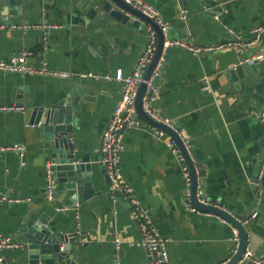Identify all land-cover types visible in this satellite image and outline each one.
Listing matches in <instances>:
<instances>
[{
  "label": "crops",
  "instance_id": "crops-1",
  "mask_svg": "<svg viewBox=\"0 0 264 264\" xmlns=\"http://www.w3.org/2000/svg\"><path fill=\"white\" fill-rule=\"evenodd\" d=\"M95 1L0 0V60L26 55L35 68L71 73L58 78L0 71V107L24 108L0 111V148L24 147L22 155L12 150L0 154V241L11 239L16 245L2 251L0 264H31L24 248L30 242L23 234L27 222L64 234L79 232L69 253L75 264H150L146 249L130 245L141 238L132 207L121 197L113 200L100 165L102 135L121 98V85L83 76L118 69L132 72L152 28L145 22L136 28L111 18L97 27L87 24L84 13ZM142 1L171 24L166 41L224 45L200 54L174 46L152 106L176 126L186 143H196L192 149L203 153L206 176L201 180L209 199L238 214L250 210L248 230L259 236L258 260L264 251V61H241L264 52V33L251 43L254 30L264 26V0ZM45 25L53 27L44 30ZM235 40L251 45L238 53L229 46ZM67 94L79 97L81 117L74 141L91 158L94 194L86 197L67 190L54 179L51 201V147L31 118L34 108ZM121 143L123 175L168 240L170 264L226 262L235 250L232 226L216 215L205 218L187 208L185 161L148 125L124 131ZM76 196L79 208L74 209ZM38 264L59 263L41 259Z\"/></svg>",
  "mask_w": 264,
  "mask_h": 264
},
{
  "label": "water",
  "instance_id": "water-1",
  "mask_svg": "<svg viewBox=\"0 0 264 264\" xmlns=\"http://www.w3.org/2000/svg\"><path fill=\"white\" fill-rule=\"evenodd\" d=\"M88 6L83 16L87 24L93 23L97 27L105 19L111 18L124 25L131 23L133 27L139 28L145 22L157 34V49L150 66L144 74L146 81L154 77L153 87L149 91V96H153L154 89L158 88L159 80L165 73L174 51V46L166 47V37L160 25L154 19L132 7L126 0H96L93 3H89ZM163 57H165L164 64L159 67ZM147 90L148 87L145 82L139 85L136 114L146 124L164 131L176 142L191 174L193 206L201 212L219 216L239 233V246L223 264H253L251 259L244 258L248 249L255 258L259 246V236L255 232L248 230L250 225L248 220L251 217L249 214L250 210L245 209L244 214H238L237 210H230L224 207L223 203L218 204V200L209 199L205 183L201 180V176L203 178L206 176L202 159L203 153L197 148L192 149L196 143H186L178 129L174 131L168 126L156 122L146 114L143 110V99ZM78 94H81L80 88L78 89ZM79 109V97L75 94H67L56 103H47L34 108L31 125L39 128L51 147L53 180L55 179V181L64 184L67 190L84 193L86 197H90L94 194V170L91 158L86 152H83L80 144L74 141L77 123L81 117ZM261 187L264 189V176L261 181ZM201 200L209 201L210 204L205 205L201 203ZM75 201H78V196L75 197ZM25 227L27 230L23 234L30 242L24 248L29 252L31 264H38L41 259L54 260L59 264H75L69 261L73 255H69V253L74 250V244L80 236L79 232L64 234L48 229L43 223L35 224L33 222H27ZM261 252L263 255L259 256L258 260L261 262L260 264H264V251ZM65 259L67 260L66 263H64ZM7 262L11 264L9 260Z\"/></svg>",
  "mask_w": 264,
  "mask_h": 264
},
{
  "label": "built area",
  "instance_id": "built-area-1",
  "mask_svg": "<svg viewBox=\"0 0 264 264\" xmlns=\"http://www.w3.org/2000/svg\"><path fill=\"white\" fill-rule=\"evenodd\" d=\"M128 4L137 10H140L145 15L154 19L162 28L164 36L167 38L172 26L170 23L165 21L160 13L155 10L152 6L145 4L142 0H126ZM182 18H186L187 14L185 10H182ZM53 26L45 25L42 26L44 30L52 28ZM264 33V26L254 30L255 39L253 42L258 41L260 35ZM158 37L157 34L152 30L149 34L148 44L139 57L138 62L134 70L128 74L124 72L123 69H118L114 74L99 75L94 73H89L83 77L91 79H103L107 82L117 83L121 85V98L113 111V115L109 120L106 129L103 132L101 140V159L100 165L105 170L109 182L110 189L112 192L113 200L116 201L119 197L122 200L128 202L132 207V218L136 222L137 226L141 231V238L138 241L130 242V245L140 246L146 249L150 264H170V257L168 251V240L165 239L155 227L150 211L142 206L138 198L136 197L134 189L129 185L125 179L122 168L120 154L123 150V144L121 143V134L124 131H129L132 129H138L140 127L147 126L143 120H141L136 114V99L138 94V87L142 83H146L148 90L143 99V110L146 114L151 117L156 122L164 124L174 131H177L176 126L167 118H163L158 115L152 106V102L155 99V94L157 89H154V95L149 96V91L153 87V78L149 81L144 79V74L148 67L150 66L152 59L155 55L157 49ZM251 43H246L241 40H235L229 44L238 53H242ZM167 46H181L189 48L194 54H200L201 52L207 51H217L224 47L221 46H203L198 47L194 45H188L182 41H166ZM264 61V52L252 58H246L241 61L242 63L253 64L255 61ZM0 71L6 73H19V74H29V75H49L58 78H67L71 73L66 71H54L49 70L46 67L35 68L28 64L27 56H16L11 58V60H0ZM207 88H209L207 86ZM210 89V88H209ZM23 107L13 104L11 106L0 107L1 112H22ZM148 128L152 130L156 138L163 140L178 156L181 161H185L182 153L180 152L176 142L168 136L164 131L159 130L151 125ZM16 151L21 155L23 154V146H14L12 148H0V154L6 151ZM184 176L187 182L185 201L187 208L192 212L201 217L209 218L213 214L208 212H201L193 206L192 203V182L190 171L185 165L183 167ZM48 197L51 201L55 199V192L53 184V170L52 166L48 170ZM2 200L0 199V202ZM201 203L208 205L209 201L201 200ZM74 209L79 208V202L74 204ZM59 210L67 209L66 207L59 208ZM218 218L221 220L218 216ZM223 220V219H222ZM225 223L229 224L224 220ZM119 243V240H116ZM231 241L234 243V252L240 244V236L238 231L232 227V237ZM16 245L11 241V239L0 241V262H4L3 253L4 250L14 248ZM245 259H251L253 264H260L261 262L254 258L252 252L248 249L245 254Z\"/></svg>",
  "mask_w": 264,
  "mask_h": 264
}]
</instances>
